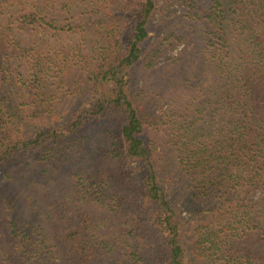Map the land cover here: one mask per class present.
<instances>
[{"label": "trees", "instance_id": "1", "mask_svg": "<svg viewBox=\"0 0 264 264\" xmlns=\"http://www.w3.org/2000/svg\"><path fill=\"white\" fill-rule=\"evenodd\" d=\"M0 264H264V0H0Z\"/></svg>", "mask_w": 264, "mask_h": 264}]
</instances>
